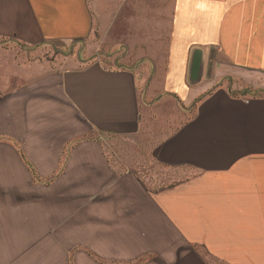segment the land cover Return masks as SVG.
I'll list each match as a JSON object with an SVG mask.
<instances>
[{
	"label": "crops",
	"instance_id": "obj_1",
	"mask_svg": "<svg viewBox=\"0 0 264 264\" xmlns=\"http://www.w3.org/2000/svg\"><path fill=\"white\" fill-rule=\"evenodd\" d=\"M161 1L155 56L67 67L27 52L106 35L110 0H0V264H264V0ZM161 95L180 117L151 155L187 175L151 186L105 147Z\"/></svg>",
	"mask_w": 264,
	"mask_h": 264
},
{
	"label": "rangeland",
	"instance_id": "obj_2",
	"mask_svg": "<svg viewBox=\"0 0 264 264\" xmlns=\"http://www.w3.org/2000/svg\"><path fill=\"white\" fill-rule=\"evenodd\" d=\"M102 1L106 4L109 0ZM111 3L112 10L114 11L115 9L116 15L113 17L114 22L108 33L105 35L104 30L95 25L92 34L86 40L69 44H54V47L61 49L70 56V58L61 59V61L57 59L59 64L67 67L78 65V62L74 59L76 52H78L80 58L89 56L94 50H98V52L111 50L112 53L119 55L123 53L124 45L127 44L130 52L127 60L129 63L136 60L140 54L155 56L156 46L143 47V50H137L135 45L137 42L146 41V44H150L149 40L153 41L155 45L163 42L165 16L152 15L148 12L144 13L142 9H155L164 3L161 0H110ZM120 14L131 18L130 23H128L130 32H127V34H124L126 29L124 25L119 23ZM121 35H125V37ZM27 53L36 56L45 54L51 57L64 55L57 52V50H52L51 45L48 44L31 49ZM147 66L146 64L142 86L147 80L150 81V79H147L150 72ZM245 85L248 86V84ZM155 95L157 96V94ZM142 99L143 102H148L152 97L145 96ZM153 101H155L154 104L147 108L148 115L145 116L147 118L143 117L136 132L121 137H112L105 147L110 153L111 163L114 166L121 169L134 170L138 176L151 186L181 179L187 175V173L169 171L166 166L158 164L151 155L155 144L166 136V133L163 132L165 127L170 126L171 122L177 121L180 117L179 108L174 105L168 96L161 95L153 99ZM141 113L145 115L143 110Z\"/></svg>",
	"mask_w": 264,
	"mask_h": 264
},
{
	"label": "water",
	"instance_id": "obj_3",
	"mask_svg": "<svg viewBox=\"0 0 264 264\" xmlns=\"http://www.w3.org/2000/svg\"><path fill=\"white\" fill-rule=\"evenodd\" d=\"M81 40H75L73 42H79ZM58 52L65 54L61 49L55 48ZM78 54V52H77ZM79 55V54H78ZM201 70V49L194 48L191 51L189 66H188V73H187V81L189 83H194L199 79Z\"/></svg>",
	"mask_w": 264,
	"mask_h": 264
}]
</instances>
